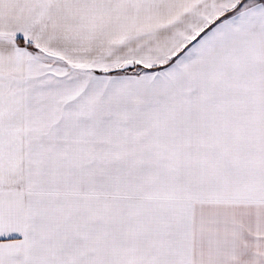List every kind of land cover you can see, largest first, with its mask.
<instances>
[{"label":"snow or ice","instance_id":"6c2138e0","mask_svg":"<svg viewBox=\"0 0 264 264\" xmlns=\"http://www.w3.org/2000/svg\"><path fill=\"white\" fill-rule=\"evenodd\" d=\"M0 264H264V0H0Z\"/></svg>","mask_w":264,"mask_h":264}]
</instances>
